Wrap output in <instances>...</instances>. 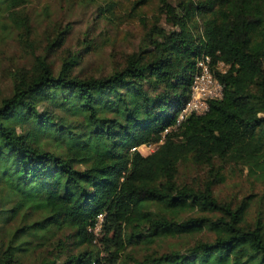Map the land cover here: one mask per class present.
I'll list each match as a JSON object with an SVG mask.
<instances>
[{"label":"trees","instance_id":"obj_1","mask_svg":"<svg viewBox=\"0 0 264 264\" xmlns=\"http://www.w3.org/2000/svg\"><path fill=\"white\" fill-rule=\"evenodd\" d=\"M27 1L0 0L1 34L27 32ZM153 1L132 2L126 17ZM157 3L137 50L105 76L75 73L89 43L58 71L43 53L11 75L0 100V264H30L31 239L44 248L34 264H264V188L237 204L215 194L227 167L264 185V0ZM117 8L104 0L99 16L120 19ZM68 29L47 48L61 47ZM205 56L228 66L216 75L222 99L155 152L132 151L174 126ZM184 166L204 169V180L180 185ZM99 215L97 250L87 231ZM200 234L211 239L142 259L126 253Z\"/></svg>","mask_w":264,"mask_h":264},{"label":"rangeland","instance_id":"obj_2","mask_svg":"<svg viewBox=\"0 0 264 264\" xmlns=\"http://www.w3.org/2000/svg\"><path fill=\"white\" fill-rule=\"evenodd\" d=\"M118 8L114 18L110 15L99 16V9L104 6V0H28L23 6L24 14L29 19L26 33H0V100L8 96L11 87V75L20 68L29 67L35 55L46 54L54 71H58L63 58L82 51L86 43L88 50L81 52L82 60L75 73L86 76H105L115 67L123 64L125 57L136 51L144 36L145 28L159 17L160 9L157 0L153 1L133 18L129 14L131 3L136 0H115ZM170 2V0H169ZM138 16H141L139 18ZM64 44L51 49L47 46L53 41L58 32L65 30ZM146 156L149 151L141 150ZM225 182L215 188L216 196L227 202L239 203L248 195H260L264 185L260 181L247 176L237 167L225 169ZM205 178V170L192 166L180 167L178 183L190 186L200 184ZM256 215L252 205L247 220L252 221ZM7 232L0 230V240H7ZM58 237H61L59 235ZM62 238V237H61ZM208 234L195 235L190 238L170 239L159 241L150 247L128 248L126 253L137 259L146 255L167 253L175 247L185 250L197 241L210 240ZM100 236L95 238L94 249L100 248ZM31 250L24 260L34 264L44 253L43 247L31 239Z\"/></svg>","mask_w":264,"mask_h":264},{"label":"built area","instance_id":"obj_3","mask_svg":"<svg viewBox=\"0 0 264 264\" xmlns=\"http://www.w3.org/2000/svg\"><path fill=\"white\" fill-rule=\"evenodd\" d=\"M196 74L193 77L190 86L189 99L181 111L175 118V123L172 128L165 129L159 137L158 142L150 145L141 146L132 151L146 149L149 154L155 152L159 146L163 145L165 138L172 132L178 129L189 117H201L209 112V104L212 101L221 100L223 97L224 87L219 82L216 75H224L228 70V66L222 62L213 63L209 56L202 57L196 62ZM142 154V153H141ZM103 215H99L92 227L88 228V233H93L95 236L101 234L103 229Z\"/></svg>","mask_w":264,"mask_h":264}]
</instances>
